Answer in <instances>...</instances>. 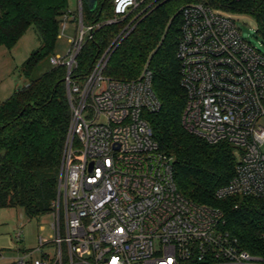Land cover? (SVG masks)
Listing matches in <instances>:
<instances>
[{"label":"built area","instance_id":"built-area-1","mask_svg":"<svg viewBox=\"0 0 264 264\" xmlns=\"http://www.w3.org/2000/svg\"><path fill=\"white\" fill-rule=\"evenodd\" d=\"M143 1L113 0L115 17L106 23ZM81 11L79 0L77 37L67 55L51 59L66 67L71 109L52 234L13 256L0 249V264H264L224 229L219 208L178 191L172 158L160 151L143 117L160 109L149 70L131 81L104 76L108 48L83 84L72 78L84 41L99 28L85 26ZM180 11L182 124L208 144L235 150V174L216 198L253 197L264 208V53L243 39L231 14L205 0Z\"/></svg>","mask_w":264,"mask_h":264},{"label":"trees","instance_id":"trees-1","mask_svg":"<svg viewBox=\"0 0 264 264\" xmlns=\"http://www.w3.org/2000/svg\"><path fill=\"white\" fill-rule=\"evenodd\" d=\"M199 0H144L117 18L113 0H97L94 11L82 1L85 26L97 25L84 41L72 78L83 84L96 60L109 48L104 76L117 81L137 79L144 66L151 72L157 112H144L162 153L172 157L180 194L198 205L219 208L224 229L239 247L264 260V208L259 199L230 196L217 199L216 190L235 174L234 148L208 144L182 124L186 91L181 85L178 45L181 8ZM69 0H0V48L13 49L34 27L41 41L22 64L29 82L0 103V209L18 208L28 219L50 214L59 191L60 167L71 121L65 83L66 67L52 64L38 78L34 70L54 57ZM212 9L252 18L264 42V0H205ZM78 23V16L74 14ZM126 34V36H125ZM120 36V37H119ZM119 37V38H118Z\"/></svg>","mask_w":264,"mask_h":264},{"label":"rangeland","instance_id":"rangeland-1","mask_svg":"<svg viewBox=\"0 0 264 264\" xmlns=\"http://www.w3.org/2000/svg\"><path fill=\"white\" fill-rule=\"evenodd\" d=\"M68 5L70 14H77L78 0H69ZM232 16L243 39L264 53V42L257 35L256 25L252 18L242 15ZM76 32L77 23L74 18H71L67 21L66 28L60 30L55 44L54 56L64 57L67 55L71 48V39L77 37ZM40 45L41 41L35 28L30 27L13 49L0 48V103L9 98L15 90L29 82L22 75V64ZM50 67H52L51 59L44 61L34 70L31 79L38 78ZM52 222L51 214L28 219L23 211L18 208L0 209V249H3L6 255L13 256L18 254L19 250L34 248L38 236L48 238L52 234ZM18 232L22 233L19 242L16 241Z\"/></svg>","mask_w":264,"mask_h":264},{"label":"water","instance_id":"water-1","mask_svg":"<svg viewBox=\"0 0 264 264\" xmlns=\"http://www.w3.org/2000/svg\"><path fill=\"white\" fill-rule=\"evenodd\" d=\"M90 11H94L97 6V0H82ZM82 11L80 12L81 15Z\"/></svg>","mask_w":264,"mask_h":264},{"label":"crops","instance_id":"crops-1","mask_svg":"<svg viewBox=\"0 0 264 264\" xmlns=\"http://www.w3.org/2000/svg\"><path fill=\"white\" fill-rule=\"evenodd\" d=\"M78 11H79V0H78V10H77V14H78ZM70 18L69 19H71V18H74V16L73 15H68ZM68 19V20H69Z\"/></svg>","mask_w":264,"mask_h":264}]
</instances>
